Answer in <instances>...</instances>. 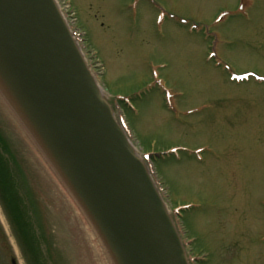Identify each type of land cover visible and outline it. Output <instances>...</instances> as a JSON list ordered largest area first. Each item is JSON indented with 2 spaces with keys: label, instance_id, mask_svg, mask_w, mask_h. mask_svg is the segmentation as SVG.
Returning a JSON list of instances; mask_svg holds the SVG:
<instances>
[{
  "label": "rangeland",
  "instance_id": "374dc122",
  "mask_svg": "<svg viewBox=\"0 0 264 264\" xmlns=\"http://www.w3.org/2000/svg\"><path fill=\"white\" fill-rule=\"evenodd\" d=\"M58 4L72 12L74 41L150 174L187 263L264 264V0ZM11 105L0 91V129L37 200L38 221L28 210L24 216L48 240L42 257L23 247L32 239L21 225L12 233L0 205V264H69V251L87 255L85 264H119L83 244L79 219L89 217L99 235L98 226L89 212H75L65 178L28 139ZM5 168L0 162V180H11Z\"/></svg>",
  "mask_w": 264,
  "mask_h": 264
},
{
  "label": "water",
  "instance_id": "95a60500",
  "mask_svg": "<svg viewBox=\"0 0 264 264\" xmlns=\"http://www.w3.org/2000/svg\"><path fill=\"white\" fill-rule=\"evenodd\" d=\"M0 76L118 263L188 264L150 174L54 0H0Z\"/></svg>",
  "mask_w": 264,
  "mask_h": 264
},
{
  "label": "bare ground",
  "instance_id": "6f19581e",
  "mask_svg": "<svg viewBox=\"0 0 264 264\" xmlns=\"http://www.w3.org/2000/svg\"><path fill=\"white\" fill-rule=\"evenodd\" d=\"M0 91L1 93H3V95L7 98V100L9 101L10 104L12 105L10 106L11 109L13 110V113L15 114V117L20 121L22 127L24 128L28 139L31 140L35 146H37L40 150V152H42L43 156H45V158H48V162L50 163V166L52 167V169L55 171V174L58 178L60 177H64L65 178V182L62 179V185L65 187V189L67 190V193L70 195V197L76 201V208H75V212L81 216H86L88 217V211L85 209L84 205L82 204V202L80 201V199L78 198V196L76 195L73 187L71 186L69 180H67V178L65 177L62 169L57 166V164L53 161V158L51 157V155L49 154L48 150L46 149L44 143L42 142L39 133L37 132L36 127L34 126V124L32 123L31 119L29 118V116L27 115V113L25 112L22 104L17 100V97L15 96V94L13 93V91L11 90V88L5 83V80L0 76ZM48 156V157H47ZM61 181V179H60ZM79 202V203H78ZM89 219V223L87 222L88 220L85 219H79V223H78V227L82 228L86 234L83 235L82 241L83 244H88L90 246V251L93 253L92 256H94L95 254L99 255L100 258V252L102 254H106L109 258H111L113 260V252L112 250H109L105 245H107V241H105L104 237L102 235H100L101 233H98L99 231H97V229H95L92 221ZM99 230V229H98ZM86 246V245H85ZM86 256L87 255H80L77 256V252L75 253H71V251L65 253L64 252V258L66 261L69 262V264H85L86 263ZM115 257V256H114ZM90 261L89 258L87 260V262ZM96 260H93V262L91 261L90 264H95ZM100 261V259H99ZM96 264L97 261H96Z\"/></svg>",
  "mask_w": 264,
  "mask_h": 264
},
{
  "label": "trees",
  "instance_id": "16d2710c",
  "mask_svg": "<svg viewBox=\"0 0 264 264\" xmlns=\"http://www.w3.org/2000/svg\"><path fill=\"white\" fill-rule=\"evenodd\" d=\"M5 133L6 132H3L0 129V162L5 165V169H10V176L12 177V179L8 181L0 180V192L2 195L1 199L4 201L6 207L11 210L14 206V203L11 204L10 200L12 202H15L16 206V203L19 202L18 206L20 208L21 214L20 225L25 234H27L28 239H32L31 242L27 245H24V241H22L23 247L25 246L28 249L29 247H31L30 250L32 251H34L36 247L37 252L35 251V253L42 257L43 254L40 252V246L44 239L43 234L41 233L42 241H39L37 230L35 236V230L33 231V227L31 228L29 226L30 224L32 225V222H27L26 217L24 216V214L27 213L26 210H28V212H30V218H34L32 221H38L39 212L35 207L37 200L34 199L35 195H32L31 193V186L29 184V180L27 179V172H25V170L23 169L21 165L22 163L19 161V158L15 152V149L13 148L11 140Z\"/></svg>",
  "mask_w": 264,
  "mask_h": 264
},
{
  "label": "flooded vegetation",
  "instance_id": "af4514ba",
  "mask_svg": "<svg viewBox=\"0 0 264 264\" xmlns=\"http://www.w3.org/2000/svg\"><path fill=\"white\" fill-rule=\"evenodd\" d=\"M10 202H11V204L14 203V206H13L12 210L9 209L8 207H6V205H5V203H4V201L2 199L0 201V205H1V208L4 210L3 214H4V216H5L6 220H7L10 228L12 229V233L16 234L18 232V229L20 228V224H21V221H20L21 220V214H20V208L18 206L19 202L17 201L18 203H16L18 207L15 205V202H12L11 200H10ZM14 220H17V221L14 222ZM37 234L39 236V232ZM40 234H41V230H40ZM42 234H43V237H44L43 240H45V241L48 240L47 234H44V233H42ZM42 234L39 237V241H42ZM34 235L36 236V230L34 232ZM17 246L20 248V243L19 242H18Z\"/></svg>",
  "mask_w": 264,
  "mask_h": 264
}]
</instances>
